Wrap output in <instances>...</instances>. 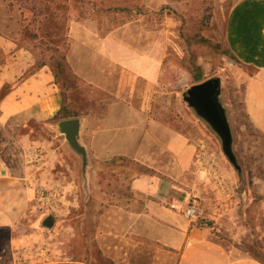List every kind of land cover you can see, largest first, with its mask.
<instances>
[{"label":"rangeland","instance_id":"rangeland-1","mask_svg":"<svg viewBox=\"0 0 264 264\" xmlns=\"http://www.w3.org/2000/svg\"><path fill=\"white\" fill-rule=\"evenodd\" d=\"M234 1L24 0L21 5L17 0H0V33L17 45L32 46L36 41L32 36L26 37V33L35 32L37 42L42 44L35 49L37 54L44 50V44L51 43L65 54L75 76L66 104L71 113L78 114L73 117L82 121L80 141L85 146L90 138V120L86 122L83 117L89 113L101 115L114 101L120 70L105 60L95 65V55H85V60L86 56L90 59L85 64L89 63L91 74L95 66L107 67L108 79L96 76L97 81H103L104 87H99L95 77L88 80L74 71L73 50L86 52L87 45L95 48L94 33L102 38L114 31L142 52L152 49L156 53L153 56L159 58L161 74L157 91L149 90L147 95L158 96L157 110L164 122L187 133L199 145L213 204L226 203L221 178L222 185H227L225 195L229 192L228 203L235 198L229 211L216 213L210 194L207 195L205 202H198L203 218L209 220L216 236L234 257L248 254L264 262V131L250 121L244 110L246 83L256 72L240 62L227 43V21ZM33 3L43 8L38 23L33 21L34 10L29 8ZM252 25L257 30V20ZM50 54L45 52L47 58ZM198 75L202 81L213 77L222 80L221 101L232 128L240 172L224 154L218 134L184 100L187 90L198 83ZM126 88L129 90L130 85ZM129 93L139 97L146 92L144 85L137 82ZM126 95L130 94L124 88L121 96ZM60 120L63 119L55 116L39 130L34 129L32 137L51 148L57 147L52 157L57 163L33 200L37 206L35 214L24 219L13 234L0 230V264H152L154 252L149 245L144 242L142 253L134 255L133 247L126 246L121 238V234L125 237V230H120L118 213H108L112 225L104 213L131 203L134 194L130 192L129 180L133 176L161 174L125 158L104 162L92 152L84 173L81 156L58 131ZM50 215L54 224L48 228L44 220ZM122 222L126 223L125 219ZM12 236L17 241L13 247ZM60 245L61 253L56 248ZM126 252L133 256H125ZM159 255L165 258L162 253Z\"/></svg>","mask_w":264,"mask_h":264},{"label":"crops","instance_id":"crops-1","mask_svg":"<svg viewBox=\"0 0 264 264\" xmlns=\"http://www.w3.org/2000/svg\"><path fill=\"white\" fill-rule=\"evenodd\" d=\"M256 20L257 30L252 25ZM94 36L97 47L92 48L93 52L89 45L86 52L73 50L74 71L88 80L97 75L108 79L105 65L95 66L91 74L89 63L85 64L90 61L89 56L85 60V55L93 53L95 65L105 60L120 74L113 92L115 99L105 112L83 117L86 122L90 120V138L84 145L88 157L92 152L104 162L125 158L161 174L133 176L129 189L134 198L131 203L104 213L109 225L112 219L107 215L118 213L126 246L133 247L137 255L142 253L144 242L148 244L154 252L152 264H264L253 255L234 257L216 236L211 223L209 227L202 226L177 208L179 204L187 206L192 198L201 204L209 194L211 199L212 193L206 163L198 154L199 145L187 133L164 122L157 110L158 96L147 95L149 90L157 91L159 85L161 71L159 58L153 56L156 53L152 49L140 51L122 39L119 31L102 38L96 33ZM226 37L234 56L256 72L246 83L244 110L250 121L264 131V0H235L228 15ZM35 63L28 49L0 33V230L11 234L24 219L35 214L37 206L33 200L57 163L52 158L57 147L47 146L32 134L60 111L62 94L47 65L22 78ZM102 82L95 80L103 88ZM137 82L144 85L146 92L139 97L129 93ZM124 88L130 95L121 96ZM220 180L226 203L213 204L211 199L210 204L216 213H225L235 198L228 203L229 192L224 193L227 185H222L223 178ZM124 219L126 223L122 222ZM12 238L13 247L17 241ZM56 248L62 252V245ZM124 255L133 256L129 252Z\"/></svg>","mask_w":264,"mask_h":264},{"label":"water","instance_id":"water-1","mask_svg":"<svg viewBox=\"0 0 264 264\" xmlns=\"http://www.w3.org/2000/svg\"><path fill=\"white\" fill-rule=\"evenodd\" d=\"M222 80L213 77L192 85L184 94V100L194 109L197 115L203 118L221 139L222 149L228 160L239 172L241 167L234 153V137L229 122L227 110L221 101ZM58 131L82 158L83 172L88 165V153L86 147L80 141L82 121L79 117L60 120L57 124ZM54 217L48 216L44 225L51 228Z\"/></svg>","mask_w":264,"mask_h":264},{"label":"trees","instance_id":"trees-1","mask_svg":"<svg viewBox=\"0 0 264 264\" xmlns=\"http://www.w3.org/2000/svg\"><path fill=\"white\" fill-rule=\"evenodd\" d=\"M17 1L21 5H23V3H24V0H17ZM29 8L31 10H34V16H33L34 20L33 21L35 23H38L39 18L43 15V8L41 6H39L38 3H36V4L33 3L32 5L29 6ZM28 36L29 37L32 36L34 41H36V42H34V45H32V46L29 44L28 45H21L20 43H18V46L28 49L34 55V57L36 59V63L32 68H30L28 71H26V73L23 75L22 78H27L28 76L32 75L37 69H39L45 65L49 66L54 73L55 83L61 89V94H62V99H63L62 108L57 113L56 117L59 116L60 119H67V118H71L73 116H78V114L76 112L71 113L69 106L66 104V101H68V99H69L70 87L73 86L72 84H74L72 81V77H75V76H73L72 73L70 72L69 66L66 62L65 54L61 53L59 48L57 46L53 45L52 43L51 44H44L45 45L44 50L41 51L39 54H37L35 49L41 47V45H42L40 42H37V37H38L37 33H35V32L32 33L31 31H29L28 35L26 33V37H28ZM46 51L51 52V54L48 58H47V56H45ZM196 78L198 79V83L202 82V77H200L198 75V76H196ZM3 95H4V93L1 94V96H3Z\"/></svg>","mask_w":264,"mask_h":264},{"label":"built area","instance_id":"built-area-1","mask_svg":"<svg viewBox=\"0 0 264 264\" xmlns=\"http://www.w3.org/2000/svg\"><path fill=\"white\" fill-rule=\"evenodd\" d=\"M177 208H179L184 213V215L192 221L198 222L202 226H210L209 220L207 218H203L202 216L197 199L192 198L190 199L187 206L179 204L177 205Z\"/></svg>","mask_w":264,"mask_h":264}]
</instances>
